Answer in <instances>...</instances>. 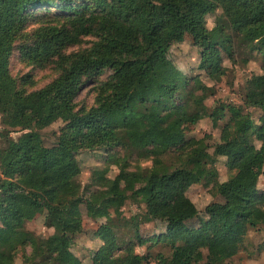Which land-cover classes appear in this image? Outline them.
Listing matches in <instances>:
<instances>
[{"label": "trees", "instance_id": "trees-1", "mask_svg": "<svg viewBox=\"0 0 264 264\" xmlns=\"http://www.w3.org/2000/svg\"><path fill=\"white\" fill-rule=\"evenodd\" d=\"M217 12L209 28L207 16ZM185 34L199 50L198 69L207 75L225 73L223 54L232 58L236 41L259 52L263 73L250 80L245 107L221 104L209 110L211 88L198 75L182 73L170 58L172 44ZM87 37L90 45L72 49ZM16 50L32 67H53L54 78L36 88L31 75L15 76L10 59ZM106 69L112 73L94 82V103L78 106L83 87ZM246 107L262 111L258 122ZM0 108V169L7 176L0 178V264H14L28 246L29 264H82L71 250L82 230L76 208L84 200L71 160L82 151L119 147L153 162L114 180L103 178L102 199H86L89 215L107 220L98 230L101 264L152 260L133 246L120 250L111 208L119 211L133 196L146 210L162 207L203 180L223 202L213 203L210 217L195 229L184 224L198 216L195 204L176 202L167 229L151 237L170 245V257L159 256L158 264H225L241 251L250 229L264 227V194L258 189L264 168L250 158L258 140L264 163V0H0ZM226 109L230 116L221 137L235 142L234 173L219 182L216 157L231 146L219 142L210 154L212 146L187 139L185 127L202 112L219 127ZM59 120L64 125L48 147L41 131ZM168 155L177 162L168 164ZM42 206L55 237L37 239L25 227ZM136 236L145 242L138 229Z\"/></svg>", "mask_w": 264, "mask_h": 264}, {"label": "rangeland", "instance_id": "rangeland-1", "mask_svg": "<svg viewBox=\"0 0 264 264\" xmlns=\"http://www.w3.org/2000/svg\"><path fill=\"white\" fill-rule=\"evenodd\" d=\"M53 10L57 11V9ZM219 14L217 12L207 16L209 28L215 25L216 17ZM91 40L92 38L87 37L80 46L72 49L87 47L90 45L89 42ZM170 58L182 73L189 77L198 75L201 81L211 88L205 100V105L209 107V110L217 108L221 104H234L245 107V96L250 80L253 76L263 73V62L259 52L250 50L249 46L239 41L235 43L232 58H229L225 53L223 54L224 74L207 75L203 70L198 69L199 50L194 47L188 34L183 35L179 41L172 44ZM10 68L15 76L31 75L36 88L45 86L55 76L54 68L51 66L37 68L28 65L26 60L21 57L19 50H16L11 57ZM111 73L110 69H106L88 82L78 96V106H91L96 96V85L94 82L96 80L106 81ZM245 111L251 113L255 122H258L262 114V111L258 108L246 107ZM225 112L226 118L220 121L219 127L213 126L212 120L206 112L199 113L196 116L197 122L195 124L185 127L187 139H204L212 146L209 149L210 154L213 153L215 144L219 142L228 143L231 146L223 155L216 157L215 169L218 173L217 179L219 182L227 180L234 173L232 168V147L235 142L221 137L222 126L228 121L230 116L227 109ZM1 115L2 109L0 108V129ZM63 125L64 122L59 120L41 131L46 146L52 147L56 144L58 133ZM19 135L20 133L16 132L12 134V137L16 139ZM259 148L260 142L254 140L250 158L257 161L264 168V163L258 153ZM165 160L168 164L177 162L176 156L172 155L166 156ZM71 165L79 170L77 180L81 185V194L84 197L83 202L76 208L77 214L81 219L82 230L73 237L71 250L81 260L82 264H101L96 256V252L103 246L98 230L103 224L107 223V220L105 217H91L86 199L90 198L94 202L102 199L104 192H107V186L103 178L114 180L120 173L126 174L140 169L151 168L153 162L151 158H143L137 152L117 147L110 151L104 149L82 151L71 160ZM6 177V174L0 169V178ZM127 187L130 191H134L137 188L136 185H127ZM258 189L260 194H264L263 175L259 176ZM184 199L191 200L199 211L197 217L184 223L193 229L201 226L210 217L213 203L223 202L224 200L217 194L214 185L207 183V180L193 185L187 192L180 194L174 202L152 210H146L145 204L140 201L139 196L127 198L119 211H115L114 208L110 209L111 226L118 239L120 250L133 246L136 254L148 256V259H152L148 264H158L157 259L161 255L169 258L171 255L170 245L163 241L155 242L151 237L167 229L168 218L176 202ZM32 201V196L27 195L26 202ZM45 214V208L42 206L38 209L36 216L25 223L26 229L32 232L37 239H48L56 236L54 228L46 225ZM70 214L72 218H75V215ZM136 229H138L141 238L145 241L143 244L140 243V239L136 236ZM31 251L30 246L26 247L25 250H20L14 264H29L27 257ZM206 256L207 252L204 251L205 259ZM225 264H264V227L250 229L245 237L241 251L238 255L227 260Z\"/></svg>", "mask_w": 264, "mask_h": 264}]
</instances>
